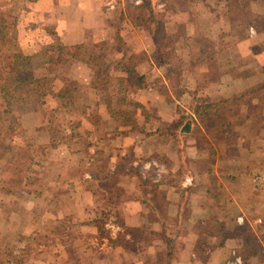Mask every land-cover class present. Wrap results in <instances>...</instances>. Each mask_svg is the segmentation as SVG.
Wrapping results in <instances>:
<instances>
[{
  "label": "rangeland",
  "instance_id": "374dc122",
  "mask_svg": "<svg viewBox=\"0 0 264 264\" xmlns=\"http://www.w3.org/2000/svg\"><path fill=\"white\" fill-rule=\"evenodd\" d=\"M24 4L0 0V11L12 14ZM164 5L168 12L159 20L169 22L171 30L154 51L168 54L171 71L167 85H161V76L153 79L161 93L153 91L149 108L119 78L103 73L104 47L90 46L96 70L104 74L91 86L69 77L75 70L71 59L49 66L40 75L48 80L40 85L31 76L33 66L43 71L33 60L41 50L23 52L17 30L15 41L0 35V264H169L168 230L153 224L152 212L129 226L128 213L142 212L128 201L148 187L166 214L158 188L181 190L191 178L181 160L190 140L203 153L189 166L200 173L199 185L239 180L249 199L264 195V0H168ZM130 17L143 18V12L132 11ZM138 78L131 74L135 87ZM88 104L92 107L85 108ZM137 114L147 119L152 134L162 131L161 140L149 141L152 158L137 155L124 138L128 128L145 125ZM107 117L115 123L105 124ZM99 121L104 137L95 126ZM117 133L116 141L112 134ZM217 159L221 178L212 179L203 172ZM154 160L168 170L144 172L142 166ZM247 206L252 216L254 207ZM198 225L205 234L225 231L208 220ZM255 249L249 239L245 254H238L247 264L256 257L264 264V253Z\"/></svg>",
  "mask_w": 264,
  "mask_h": 264
},
{
  "label": "crops",
  "instance_id": "0c3cea01",
  "mask_svg": "<svg viewBox=\"0 0 264 264\" xmlns=\"http://www.w3.org/2000/svg\"><path fill=\"white\" fill-rule=\"evenodd\" d=\"M147 1H150L149 4ZM147 1L23 0L25 4L12 12L17 19L15 26L17 43L23 52L27 51L33 55L55 42L64 46H85L89 53H91L90 46L104 47L103 59L106 68L103 73L119 78L124 82L126 90L131 88L130 92L138 93L136 101L142 107L149 108L147 104L153 100V91L157 94L161 93L157 81L153 83V79L156 80V77L161 76L163 78L161 85L168 84V77L165 75L169 76L171 71L168 64L171 59L167 53H155L154 48L162 43L164 36H169L171 28L169 22L161 24L159 20L168 12V7L164 5L168 0ZM132 11L143 12V18L137 17L133 20L130 17ZM210 59L212 60V58L206 59V62ZM74 64L75 70L69 73V77L81 86H91L95 77L94 66L88 61L80 60L75 61ZM136 73L139 75V85L135 87V84H131L130 77L131 74ZM140 82L143 83L140 85ZM95 104L100 108L103 106V101L98 98ZM89 107L92 106L90 104L85 106V108ZM137 119L139 121L141 118ZM108 120L115 123L112 117H107L105 124ZM141 120L145 125L141 129L128 128L124 138L128 142L132 141L130 147L137 155L152 158L154 148L149 147V141L154 136H158L161 140L162 131L152 134L147 127V119L143 117ZM95 123L96 128L99 127L101 131L100 136L104 137L103 122ZM126 126L129 125L125 124V129ZM112 135L116 141L121 139L118 133ZM202 157L203 153L197 142L188 141L186 149L181 152V160L185 159L182 161L192 173L191 178L182 182L181 190L178 187L171 189L169 186L161 188V184L158 188L157 196L165 201L166 207L168 206L166 214L159 209L157 201L152 198L151 193H148L147 187L140 198L128 201L132 207L139 205L142 213L138 216L128 213L127 224L131 227L137 226L136 221L141 222L142 218L146 220L144 215L152 212L156 217L153 224H160L163 229L168 230L165 236L173 238L171 242L173 248L169 251L170 255L167 253L170 258L169 264H225L234 258L235 253L245 254L249 239L253 240L256 248L264 253V225L260 224L264 221V195L255 194L249 199L247 185L239 180L238 183L231 180L234 176H228L231 181L211 180L205 186L199 185L196 179L200 173L189 169V166L191 167L192 162H198ZM189 161L191 163H188ZM218 163L217 159L214 164L205 168L203 173L212 176V179L221 178L222 172H219V169L221 170L223 166H219ZM149 167H157L159 174L169 168L165 165L164 169L155 160L152 163H145L142 169L146 172ZM246 171L243 169L244 173ZM248 203L255 210L252 216L248 211ZM204 220L221 223L225 231L203 233L198 224ZM174 226H178L179 230L173 231ZM206 245L208 248L205 251ZM258 249L255 251L258 252ZM242 255H240L242 261L247 264ZM249 261L251 264H263L257 257L250 258Z\"/></svg>",
  "mask_w": 264,
  "mask_h": 264
},
{
  "label": "trees",
  "instance_id": "16d2710c",
  "mask_svg": "<svg viewBox=\"0 0 264 264\" xmlns=\"http://www.w3.org/2000/svg\"><path fill=\"white\" fill-rule=\"evenodd\" d=\"M16 23H17V19L16 17L12 14L9 13H5V12H1L0 11V35L3 36V39H5L7 36L11 37V41H15V32H16ZM40 57H33V60H37V64H39L38 66H42L43 67V71H40L36 68V66H33V70L34 73L32 72V78L37 81L36 83L40 84V85H45L48 78L47 76H44L43 78L40 76L43 73H45L48 70L49 66L52 65H61L62 63L64 64L65 62H67L69 59L77 61H88L89 63H91L94 66V80L92 83H94L96 81V76L98 77H103L104 74L101 73L99 74L98 70H96V64H97V59L95 56H92L89 54V51L87 50V48L85 46H64L61 43H57L55 42L54 44H49L45 47L42 48L41 53H40ZM45 62H43V61ZM36 64V65H37ZM38 70V71H36ZM48 73V71L46 72ZM37 77V78H36ZM96 78V79H95ZM67 79V78H65ZM64 80V78H63ZM19 89H21L20 86H22V83H19ZM139 85V84H138ZM7 88V87H6ZM6 88L4 87L3 89L6 90ZM74 92V91H73ZM76 92V91H75ZM70 96V95H69ZM58 97H61V95H58ZM67 106V105H66ZM190 127L187 125L185 127V130H189ZM125 225L126 224H122ZM130 236L132 238H134L133 234L131 233ZM169 242H172L171 238H168ZM171 249L173 248L170 247ZM171 251V250H169ZM170 255V253H169Z\"/></svg>",
  "mask_w": 264,
  "mask_h": 264
},
{
  "label": "built area",
  "instance_id": "2783aa9c",
  "mask_svg": "<svg viewBox=\"0 0 264 264\" xmlns=\"http://www.w3.org/2000/svg\"><path fill=\"white\" fill-rule=\"evenodd\" d=\"M242 262L243 261H242L241 256L240 255H236V253H235L234 258L229 260V261H227L225 264H242Z\"/></svg>",
  "mask_w": 264,
  "mask_h": 264
}]
</instances>
